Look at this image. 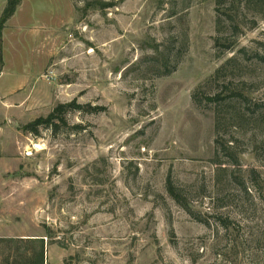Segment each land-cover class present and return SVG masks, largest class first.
Wrapping results in <instances>:
<instances>
[{"label": "rangeland", "instance_id": "374dc122", "mask_svg": "<svg viewBox=\"0 0 264 264\" xmlns=\"http://www.w3.org/2000/svg\"><path fill=\"white\" fill-rule=\"evenodd\" d=\"M8 22L0 239L44 240L45 264H264V0H25Z\"/></svg>", "mask_w": 264, "mask_h": 264}, {"label": "trees", "instance_id": "16d2710c", "mask_svg": "<svg viewBox=\"0 0 264 264\" xmlns=\"http://www.w3.org/2000/svg\"><path fill=\"white\" fill-rule=\"evenodd\" d=\"M21 0H7L5 9L0 16V74L2 73L4 67L3 60V31L5 29L6 23L15 15ZM75 104H70L68 107H74ZM60 109L54 110L46 118H38L30 124L25 125L22 129L30 134L37 135L38 129L42 126H51L56 115L59 113ZM168 191L176 201H179L175 191L171 188V184H168ZM0 243L11 245L15 247H22L20 250L11 251L9 248L8 257L6 259L7 263H10L13 256H19L23 264H45V247L44 240L42 239H0ZM3 254V253H2ZM14 264H16L14 262Z\"/></svg>", "mask_w": 264, "mask_h": 264}, {"label": "crops", "instance_id": "0c3cea01", "mask_svg": "<svg viewBox=\"0 0 264 264\" xmlns=\"http://www.w3.org/2000/svg\"><path fill=\"white\" fill-rule=\"evenodd\" d=\"M27 1H28V0H27ZM24 2H25V0H22L21 4L18 6V8H17V10H16V13H17V11H19V10L21 9V7L23 6V3H24ZM6 4H7V0H0V16H1L3 10L5 9ZM16 13H15V14H16ZM13 17H14V16H13ZM16 17H17V16H15V18H14V22H15ZM7 23H9V22H7ZM7 23H6L5 29H4V31H3V32H4V33H3V39H6L7 31H8L9 25H10V24H7Z\"/></svg>", "mask_w": 264, "mask_h": 264}, {"label": "bare ground", "instance_id": "6f19581e", "mask_svg": "<svg viewBox=\"0 0 264 264\" xmlns=\"http://www.w3.org/2000/svg\"><path fill=\"white\" fill-rule=\"evenodd\" d=\"M38 148V147H37Z\"/></svg>", "mask_w": 264, "mask_h": 264}]
</instances>
